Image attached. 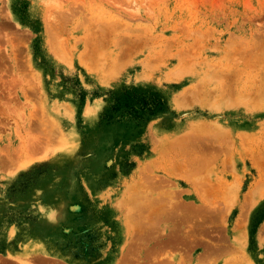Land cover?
<instances>
[{"label":"rangeland","instance_id":"1","mask_svg":"<svg viewBox=\"0 0 264 264\" xmlns=\"http://www.w3.org/2000/svg\"><path fill=\"white\" fill-rule=\"evenodd\" d=\"M257 89L264 0H0V264H264Z\"/></svg>","mask_w":264,"mask_h":264},{"label":"bare ground","instance_id":"2","mask_svg":"<svg viewBox=\"0 0 264 264\" xmlns=\"http://www.w3.org/2000/svg\"><path fill=\"white\" fill-rule=\"evenodd\" d=\"M94 54H95V53H94ZM93 58H94V57H93ZM236 72H237V71H236ZM245 85H246V84H245ZM255 86H256V85H255ZM255 86H254V87H255ZM256 87L259 88V87H261V86L259 85V86H256ZM223 88H224V87H223ZM226 89H227V87H226ZM259 89H263V88H259ZM259 89H257V90H259ZM254 90H256V88H255ZM254 90H253V91H254ZM253 91H252V92H253ZM263 91H264V90H263ZM263 91H262V90H259V92H257V94L255 93L256 96L258 95V97H259V94L261 95V92H262V95H263V94H264ZM253 94H254V93H253ZM262 95H261V97H262ZM253 96H254V95H253ZM257 158H258V157H257ZM252 159H254V158H252ZM257 160H259V159H257ZM257 160L254 159V161H256V162H257ZM259 161H260V162H259ZM259 161H258L257 163H261V162L264 163V159H262V161H261V159H260ZM261 164H262V163H261Z\"/></svg>","mask_w":264,"mask_h":264}]
</instances>
